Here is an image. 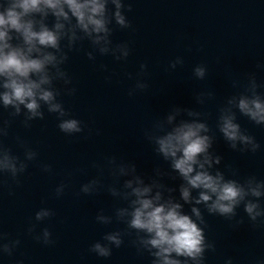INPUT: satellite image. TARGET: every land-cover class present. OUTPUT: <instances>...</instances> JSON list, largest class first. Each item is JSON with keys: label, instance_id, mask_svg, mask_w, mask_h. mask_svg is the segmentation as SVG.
I'll use <instances>...</instances> for the list:
<instances>
[{"label": "water", "instance_id": "1", "mask_svg": "<svg viewBox=\"0 0 264 264\" xmlns=\"http://www.w3.org/2000/svg\"><path fill=\"white\" fill-rule=\"evenodd\" d=\"M116 11L107 0V34H89L74 16L58 19L51 10L27 17L36 30L63 24L58 47L32 53L55 56L42 87L62 111L38 98L41 114L33 116L0 100V156L16 165L0 169V264H156L158 249L145 243L151 234L130 224L137 186H151L160 203L181 204L203 229L198 261L171 254L182 264H264V215L253 220L245 207L252 201L264 209V195L249 192L231 214L197 203L200 188L185 200L187 181L157 143L183 121L203 122L213 161L206 168L245 188L264 183V122L239 108L245 96L264 100V0H121L125 24ZM10 43L27 49L14 30ZM226 114L258 148L233 147L220 127ZM66 119L78 120L80 131L63 130ZM42 210L48 215L38 217ZM96 243L110 254L99 255Z\"/></svg>", "mask_w": 264, "mask_h": 264}, {"label": "clouds", "instance_id": "2", "mask_svg": "<svg viewBox=\"0 0 264 264\" xmlns=\"http://www.w3.org/2000/svg\"><path fill=\"white\" fill-rule=\"evenodd\" d=\"M116 4V19L120 24H125V17L121 14V0H113ZM107 0H10L7 6L0 2V77L5 78L3 87L7 89L0 93V100L5 105L12 104L17 107L25 105L33 116L40 115L39 99L50 103L53 111L61 109L54 100V93L44 89L42 85L49 82L46 73V65L55 62V56L51 53L42 56H33L32 53L40 52L39 45L58 47L62 23H57L55 29L42 26L39 30L34 27V21L27 17L36 12L47 14L51 10L59 19H69L74 16L79 26L89 34L105 33L107 19L105 16ZM14 30L23 36L27 49L14 47L11 43V31ZM105 37L97 36L100 41ZM127 52H125V55ZM204 68L198 67L196 73L204 75ZM40 74L39 80L32 79V74ZM39 98V99H38ZM240 110L249 115L257 123L264 122V100L258 96L254 98L242 97L239 100ZM169 121L174 117L169 116ZM60 127L68 132L80 131V123L76 119H66L61 122ZM225 137L233 142L241 141L251 145L253 150L259 147L254 137L241 131L240 125L235 122L233 115H224L220 125ZM207 125L199 121H183L176 125L171 131L157 137L158 151L166 158H171L173 168L187 181L188 186H182V195L185 200L191 199V189L200 188L203 191L197 199L201 201H212L209 205L211 211H219L221 214H231L236 205L248 196L260 197L264 195V183L245 188L235 180H225L220 173L212 174L206 165L212 164V158L208 154L211 138L207 134ZM201 154L204 159L201 160ZM216 157V162H219ZM11 168L14 172L16 165L7 154L0 156V169ZM129 185L132 181L128 182ZM142 183V182H141ZM151 186H137L133 188L136 199L130 224L137 229L145 230L151 234L146 244L158 249L154 254L160 257L156 264H182L174 258L176 256L191 257L199 260L205 248V236L203 229L188 214L181 211L182 205L167 201L160 203L161 194L150 196ZM247 213L255 220L264 215V209L259 207V202L248 201L245 205ZM196 216H200V210L193 208ZM48 215L47 210L37 213L38 217ZM49 233L45 231V237ZM108 239L120 244V238L116 234L108 236ZM5 250L8 246L4 245ZM99 255L107 256L110 249L100 243L94 245ZM231 264V261L228 262Z\"/></svg>", "mask_w": 264, "mask_h": 264}]
</instances>
